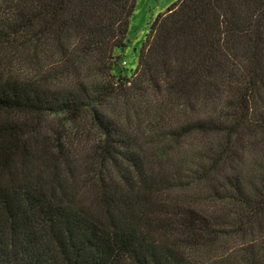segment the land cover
Masks as SVG:
<instances>
[{
	"label": "trees",
	"instance_id": "obj_1",
	"mask_svg": "<svg viewBox=\"0 0 264 264\" xmlns=\"http://www.w3.org/2000/svg\"><path fill=\"white\" fill-rule=\"evenodd\" d=\"M135 6L0 0V264H264V0L174 2L127 75Z\"/></svg>",
	"mask_w": 264,
	"mask_h": 264
},
{
	"label": "rangeland",
	"instance_id": "obj_2",
	"mask_svg": "<svg viewBox=\"0 0 264 264\" xmlns=\"http://www.w3.org/2000/svg\"><path fill=\"white\" fill-rule=\"evenodd\" d=\"M178 0H136V6L131 18L127 44L118 49L120 56L117 71L131 75L138 65L140 50L150 32L151 25L156 17L164 13L167 8ZM24 71L29 72L27 64H21ZM22 70V71H23ZM18 71H21L18 68Z\"/></svg>",
	"mask_w": 264,
	"mask_h": 264
}]
</instances>
